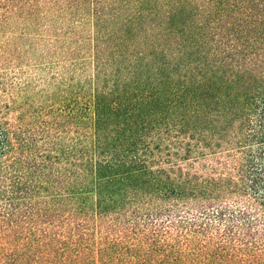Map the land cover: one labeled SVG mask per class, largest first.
<instances>
[{"label": "trees", "instance_id": "obj_1", "mask_svg": "<svg viewBox=\"0 0 264 264\" xmlns=\"http://www.w3.org/2000/svg\"><path fill=\"white\" fill-rule=\"evenodd\" d=\"M0 264H264V0H0Z\"/></svg>", "mask_w": 264, "mask_h": 264}]
</instances>
